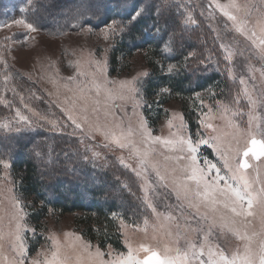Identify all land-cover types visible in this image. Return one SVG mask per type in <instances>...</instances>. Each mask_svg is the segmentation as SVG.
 Here are the masks:
<instances>
[{
    "label": "snow or ice",
    "instance_id": "snow-or-ice-1",
    "mask_svg": "<svg viewBox=\"0 0 264 264\" xmlns=\"http://www.w3.org/2000/svg\"><path fill=\"white\" fill-rule=\"evenodd\" d=\"M170 3L171 0H162V3L155 5L157 15L151 27L156 30L161 40L165 33L168 34V39L164 41L160 49L162 61L158 63L161 64V71L178 75L182 69L189 67V58L195 57L196 54L189 52L188 56L184 57L183 63H168L167 68H164L163 60L173 58L172 54L177 50L176 43L183 40L185 31V29L178 31L173 19L165 16L164 13L168 10L167 6ZM210 3L228 21L232 22L235 32L245 36L257 49L256 57L261 67L257 69L249 65V72L252 73L253 80L256 79V72L260 74L259 96L255 91L248 89L243 77L240 79V84L245 85L241 94L249 104L246 128L231 119L232 116L239 114V110H233L223 101H216L218 117L213 108L209 107L208 112L202 113L198 120L201 128L206 131L211 130L215 135L205 136L199 130L194 135L189 134L188 124L179 113H173L168 118V128L175 130L170 131L167 137L154 135L142 112L136 113L138 116L136 127L130 124L124 128L122 120L115 113L116 107L123 110V105L113 103L109 106V101L131 100L134 112L141 108L147 101L141 95V88L138 85L149 73H138L130 80L109 81L104 75L107 66L106 56L102 59H91L90 66L94 65V72L88 84L77 85L75 88L64 86L72 93L71 96H65L64 100L59 99V85L52 80L57 91L49 92L48 95L56 97L51 103L59 108L65 119L61 120L55 114L48 112L41 113L35 107L29 106L23 96L20 97L21 103L25 104L36 119L33 120L21 114L19 110L16 111L19 121L28 127L47 128L50 132H64L72 128L68 134L78 135L84 140L98 132L108 141L105 147L115 146L119 149H127V156L118 157V161L134 174L143 193L141 198L143 225L136 223L135 229L143 232L147 238L148 230L151 228L152 240L156 241L157 233H162L167 236V242H163L159 248L149 246L144 241L133 246L125 232L126 229L131 230L133 224L126 222L124 218L117 217L116 213H112L114 219H119L117 230L125 236L124 243L128 249L127 253L116 252L111 245L106 253L98 246L93 250V246L82 242L79 236L65 233L66 238L74 236V241L61 244L55 235L50 234L48 236L51 240L50 252L39 251L36 257L30 259L24 234L26 229L33 232L35 230L30 228L25 220L26 212L21 202L22 198L13 195L10 197L13 212L7 233L3 229V217H0V264H264V179H261V171L264 170V160L261 159L264 157V118L255 111L256 108H264V10L261 11L256 26L250 28L249 21L237 15L240 12L247 15L248 5L241 7L236 0H228L223 4L219 0H210ZM261 3L264 4V0H261ZM125 6L126 4H121L119 7ZM131 9L126 13L131 17L128 23L116 19H112L111 22L103 21L105 27L101 28L99 34L108 40L130 31L129 24L138 22L147 11L143 6L137 9L135 4L131 6ZM21 11L24 12L25 9L22 7ZM98 11L99 6L92 12V15L95 16ZM71 19L73 27L84 28V25L89 23L86 22L88 20L85 19V12L81 11L75 13ZM12 23L22 25L28 32L38 30L34 23L27 19H16ZM188 23H197L190 12L185 20V24ZM0 27H10V25L5 23L0 24ZM93 27L95 26L89 23L84 30L91 32ZM12 39L13 37H5L4 42L7 43ZM221 48L226 53L224 59L230 64L232 51L223 43ZM208 62L210 58L208 61L200 60L199 63L205 65ZM76 71L84 75L79 65ZM227 72L229 77H232L231 67L227 68ZM96 74L103 77V83L97 81ZM3 78L7 84L10 77L5 74ZM68 79L75 81L76 78L69 77ZM109 84L116 85V87H108ZM168 91L166 87L161 88L157 96ZM30 95L33 99H40L34 92ZM194 95L203 105L201 94L196 92ZM8 103L6 98L0 95V104ZM233 103H238V100H234ZM89 111L97 116L95 121L90 119ZM101 112L104 116L103 123L99 120ZM215 118L224 120L225 127L231 131L217 128L211 122ZM176 120L179 121L178 125L174 124ZM0 128L6 131H21L19 127L10 122H0ZM201 145H207L212 149L217 162H213L208 157L201 158ZM94 147L96 146L93 145L90 148L85 144V151H92L93 157H99L100 154L93 151ZM252 161H260V164L256 165ZM0 166L5 173L10 169L7 159L4 158H0ZM249 168L256 172L255 178L249 176L247 172ZM6 181L7 175H0V184ZM255 184L261 186L256 188ZM0 191H3L2 187ZM172 196L178 202L175 205L166 202ZM161 197L165 200L167 212L158 211V201ZM148 210L153 218L151 222ZM173 211H178V216L173 215ZM193 215L197 217L195 225L192 224ZM249 217L258 219L259 231L253 230L250 234L248 233L247 229L251 225V221L247 219ZM178 220L183 223L175 224L177 231L173 234L168 224ZM237 224H240L242 229L236 228ZM215 227L234 232L239 239L244 241L243 251L227 255L218 246L212 245L208 238ZM241 230L244 232L243 235L240 234ZM197 233L200 234L199 244L191 238L192 234ZM6 238L7 251L11 253V257L5 254ZM181 240L184 241L183 247H181ZM68 249L72 250L74 259L68 254ZM141 252L144 253L143 259L138 256ZM105 256L108 258L105 259Z\"/></svg>",
    "mask_w": 264,
    "mask_h": 264
},
{
    "label": "rangeland",
    "instance_id": "rangeland-1",
    "mask_svg": "<svg viewBox=\"0 0 264 264\" xmlns=\"http://www.w3.org/2000/svg\"><path fill=\"white\" fill-rule=\"evenodd\" d=\"M152 1L155 2V5L162 3V0ZM219 2L223 4L227 3L228 0H219ZM236 2L241 7L244 5L249 6V13L247 15H245L244 12L237 13V15L247 19L250 28L255 27L261 11L264 10V4L261 3V0H236ZM142 6L144 7V4ZM22 7H25L22 5V0H6L2 5L0 24L7 23L10 27H0V95H3L9 103L0 104V122H10L20 129L30 128L23 122H20L19 118L16 116V111L19 110L21 114L33 120L36 119L25 107V104L21 103V96L24 97L25 102L29 104V106L35 107L41 113L48 112L55 114L56 117L61 120L65 119L63 114L60 113L59 108L51 103L56 97L48 95L49 92L57 91L52 80H55L57 85H59V99L64 100L65 96L72 95V93L64 87L65 85L70 88H75L77 85L88 84L92 80L93 77L91 74L94 72V65L90 66V61L93 58L102 59L106 56L107 66L104 75H106L109 81L130 80L132 77L137 76L138 73L149 71L148 53H146V50L143 48L136 49L133 53L127 54L126 56L119 55L114 65L111 64V66L109 64V53L116 36L105 40L99 34L101 28L105 27V24H96L98 21H91L90 24L95 26L91 32L84 30L89 24H85L84 28H72L71 26L62 25L59 29H53L50 26L51 24H55L56 18H52L48 15H40V17L34 16L32 19L30 16L26 15L25 11H21ZM167 9L168 10L164 13L166 17L172 16L173 14L170 13L173 11V16H176L181 23L185 24L186 17L190 12L197 21L196 24H185L187 29L186 32H192L194 34L193 36L198 37L202 41L205 48L203 50L210 54L216 68L218 67L221 71L229 86L227 97L216 101H223L229 104L233 110H239V114L232 116L231 119L246 128L249 118V104L248 100L241 94L245 85L240 84V79L243 77L248 89L250 91H255L256 95L259 96L260 74L256 72V79L253 80L252 73L249 72V65L257 69L261 67L256 57L257 49L252 46L251 41L246 39L245 36L233 30L232 22L228 21L226 17L216 10L214 6L211 5L210 0H182V2L181 0H172V5H168ZM22 18L34 23L38 30L35 32H28L22 25H15L12 23L14 20ZM225 25H227V27H225ZM155 31L156 30L152 28L151 32ZM151 32H148V34L150 35ZM5 37H13V39L5 43ZM222 43L227 45L233 53L230 64L224 59L226 53L221 48ZM195 58V64H199L201 58H199V56ZM158 61H161L158 57L152 60L153 63H157L161 68V64L158 63ZM167 64L165 65V62L163 63L165 69L167 68ZM77 65L80 66L84 75L77 73ZM229 67L233 69L232 77H229L227 72V68ZM13 73L17 74V77L13 79L16 85L10 82ZM5 74L10 77L7 84H5L3 78ZM69 77H75L76 79L75 81H70L68 79ZM96 79L100 83H103V77L100 74H96ZM144 79L145 77L142 78L138 87L141 88ZM27 82L29 84H27ZM253 85H255V89H253ZM107 86L116 87V85L112 84ZM165 87L166 86H160L157 90L151 92V96H148L146 99L147 103L143 104L144 107L142 106L136 109L135 112L131 100L121 101L116 99L114 101H109V106L113 103L115 105H123V110H121L120 107H116L115 113L116 116L122 120V126L124 128H127L130 124L136 127L138 119L136 113L142 112L148 120L150 128L153 130V134L167 137L170 131L175 130H170L168 128L167 120L173 113H179L188 124L189 134L194 135L197 130H199L203 132L205 136L210 134L215 135L211 130L206 131L198 124L201 114L208 112L209 107L213 108L217 117L219 115L216 113V101H210V93L206 91L199 92L203 100L202 105L194 94L185 99H181L169 91L157 96V92ZM33 92L40 97L39 100L31 98L30 94ZM101 99L103 100V96ZM234 100H238V103H233ZM255 111L264 118V108H256ZM153 113H157V115L153 117ZM88 115L93 121L97 119V116L91 113V111H89ZM99 120L103 123V112L99 114ZM109 120H111V117H109ZM211 122L217 128H224L226 131H231V129L225 127L226 122L224 120L215 118L212 119ZM174 124L178 125L179 121H174ZM36 128L37 127H34V129ZM39 129H42L44 131L43 133L47 132L54 134L53 137L45 135V137L42 138L39 133V138H36L35 147L38 145L37 153H39V155L36 154V157L39 158L37 164L43 172L48 175H50L49 173L51 172L56 176L58 174L70 175L68 167L74 161L73 168L75 173L76 169L79 171V173L75 174L76 176L81 175V177H90L91 179L92 177L106 179L105 186L107 187L108 195L117 197L124 208V211H122L124 217L119 215H117V217L124 218L126 222L133 224L131 230H125L133 246L144 241L149 246L159 248L163 242H167V236L162 233H157L156 241L152 240L151 237L153 233L151 228L148 230L147 238L143 232L135 229L136 223L143 225L144 216L141 214V198L143 193L140 190V183L134 174L125 169L118 161V157L127 156V149H119L115 146L105 147L108 141L98 132L84 140L78 135H69L68 133L72 131V128H68L64 132H50L47 128ZM0 130H2V128H0ZM85 144L90 148L95 145L96 147L93 148V151L98 152L100 154L99 157H93L92 151L86 152ZM63 145L66 148L70 147L71 151H69L68 154L73 158H70L69 162H64V164L61 163V158L60 161L55 164V158H57L55 156H57V154L60 155L59 157L64 156V153L59 151ZM52 146L56 147V149H52ZM1 148L2 153L0 154V158L7 159L8 161L10 157V145L8 142H3ZM200 156L201 158L208 157L213 162H217V157L207 145L200 146ZM261 159L264 160V157ZM252 163L259 165L260 161H252ZM247 172L252 178H255L257 175L252 168H249ZM0 175H7V181L0 184V187L3 188V191H0V217H3V229L5 233H7L10 227V217L13 212L10 197L17 195L13 191L9 171L5 173L2 166H0ZM70 176L72 177L73 174ZM261 179H264V170L261 171ZM260 186V184L254 185L256 188ZM166 202L172 205L178 203L174 196L168 198ZM28 204L27 209H25V220L30 228L35 230L33 232L26 229L24 234L25 237H27L26 242L30 259L36 257L39 251L47 250L50 252L51 240L48 239L50 234L55 235L61 244L73 242L74 236H79L82 242H87L93 246V250L97 247L96 241L84 237L79 232V229L74 226L73 216L71 214L44 218L41 220L42 222H39L44 224H38V227L33 221H30L29 218L32 206L34 205L31 203ZM158 211H168L165 208V200L163 197L158 201ZM148 212L151 222L153 218L150 215V210H148ZM172 214L178 216V211H173ZM196 219L197 217L193 215V225H195ZM247 219L251 221V225L247 229L248 233L250 234L253 230L259 231L258 219L253 217ZM116 220L119 224V219ZM176 223H183V221L178 220L168 224V228L173 234L177 231L175 227ZM235 227L242 229L240 224H237ZM65 233H71L74 234V236L66 238L64 235ZM240 234L243 235L244 232L241 230ZM121 235L125 249L116 252L127 253L128 249L124 243L125 236L122 233ZM28 238H30L29 244ZM191 238H194L196 243L199 244L200 234H192ZM208 239L212 245L218 246L219 249L225 251L227 255H231L233 252L243 251L244 241L239 239L234 232L228 229L221 230L220 227H215L212 229V234ZM35 240H37V242ZM180 243L181 247H183L184 241L181 240ZM108 248L109 247L100 249L106 253ZM7 249L8 244L6 238L5 254L11 257V253L7 251ZM67 251L74 259L72 250L68 249ZM138 256L143 259L144 253H138ZM107 258L108 257L105 256V259Z\"/></svg>",
    "mask_w": 264,
    "mask_h": 264
},
{
    "label": "trees",
    "instance_id": "trees-1",
    "mask_svg": "<svg viewBox=\"0 0 264 264\" xmlns=\"http://www.w3.org/2000/svg\"><path fill=\"white\" fill-rule=\"evenodd\" d=\"M5 1L0 0V17ZM121 4H126V6L119 7ZM133 4L137 9L144 4L147 11L138 22L129 24L130 31L116 36L109 53V64L114 65L119 55L126 56L140 48L146 50L149 75L145 77L141 85V94L145 101L148 96H151V92L160 86H166L170 93L181 99L189 98L194 93L201 91L210 93L211 102L226 98L229 90L227 80L218 67L216 68L210 54L203 50L205 48L202 41L193 36L192 32L187 33L186 25L173 16V8L170 13L173 15L170 17L178 31L180 29H185V31L183 40L176 43L177 50L172 54L173 58L163 60V63L165 62V65L167 63H183L184 57L188 56L189 52L195 53V57L199 56L200 60L208 61L210 58V62L202 65L195 64L194 59L196 58L190 57L189 67L182 69L178 75L161 71L158 64L152 62L156 57L162 61L160 49L163 47L164 41L168 39L167 33L161 40L156 31L151 32L153 20L156 18L155 2L152 0H31V3L29 0H22L26 15L32 19L34 16L40 17V15L56 18L55 24L50 26L53 29H59L62 25L78 28L73 27L71 19L78 11L85 12V19L88 20L86 22L89 23L91 21H98L96 24L103 23V21L110 22L113 18L128 23L131 17L126 13L132 10ZM170 4L172 5V0ZM97 6H99V11L93 16L92 12L96 10ZM85 9H89V11H85ZM148 32H151L150 35ZM16 77L17 74L13 73L10 82L14 85L16 83L13 82V79ZM27 84L29 83L27 82ZM156 115L157 113H153V117ZM37 128V131L34 127L22 128L19 132L0 130V154L3 142H8L11 147L8 161L13 191L22 198L21 202L25 209H27L28 203L34 205L29 214L30 221L39 227L38 224H44L39 223L44 218L71 214L74 226L84 237L96 241L98 247L104 249L111 245L115 251H123L125 247L122 235L117 230L119 224L113 218L112 213L124 217L122 214L124 208L117 197L108 195L105 186L106 179L76 176L75 174L79 171L76 169L75 173L74 161L68 167L70 175L73 174L72 177L61 174L56 176L51 172L48 175L43 172L37 164L39 158L36 157L38 150V145L35 147L36 138H39V133L42 138L45 135L53 137L54 134L46 131L43 133L44 131L39 129L41 127ZM52 149H56V147L52 146ZM59 151L63 152L64 156L59 157L60 155L57 154L55 164L61 158L62 164L73 158L68 154L71 151L70 147L66 148L63 145ZM25 238L27 241V237ZM29 241L30 238H28V244ZM35 241L37 242V240Z\"/></svg>",
    "mask_w": 264,
    "mask_h": 264
}]
</instances>
